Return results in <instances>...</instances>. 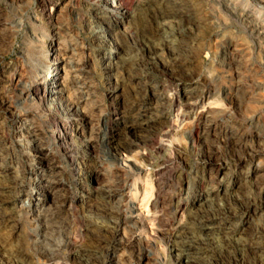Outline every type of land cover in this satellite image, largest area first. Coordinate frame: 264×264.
Here are the masks:
<instances>
[{
	"label": "rangeland",
	"instance_id": "rangeland-1",
	"mask_svg": "<svg viewBox=\"0 0 264 264\" xmlns=\"http://www.w3.org/2000/svg\"><path fill=\"white\" fill-rule=\"evenodd\" d=\"M127 1H131L132 17L113 19L119 22L114 28L122 48L119 54L105 47L114 38L101 35L98 48L84 30L83 19L92 15L104 16L103 12L115 6L111 2L101 4V7L96 0H0V110L6 108L14 114L11 120L5 119L0 112V172L11 165L12 177L16 178H5L0 174V264H15L18 259L24 260V264H76V258L66 255L67 238L71 253L94 255L100 264L110 255L115 256L114 264H175L174 253L170 251L172 243H167L160 233L167 234L178 227L188 234L194 233L195 225L189 222L188 214L194 207L210 204L203 194L210 185L220 193L227 188L231 197L246 200L251 205L247 216L222 218L216 223L230 226L238 223L236 228L243 225L245 234L252 233L253 236L258 231L262 234L257 236L262 237L260 241L264 243L263 191L258 187V178V182L253 180L255 175H259L260 180L264 176V54L260 52L261 49L264 51V37L260 39L259 47L257 37L247 25L225 10L227 1L254 8L260 13L264 27V0H172L168 5L184 14L187 11L193 22L192 26H181L182 34L176 32L177 24L169 20L162 24L158 18L160 6L157 3L160 0ZM132 31L135 35L131 37ZM53 46L75 54L70 71L65 62L52 61ZM174 54L179 57L174 58ZM225 56H228V62L221 65ZM114 63L115 70L106 68ZM78 65L83 66L82 71L74 72L73 68ZM53 70L56 72L54 77ZM51 82H56V86ZM84 83L86 85L82 87ZM34 86L39 91L30 95ZM59 89L64 90L63 101L51 108L50 99L55 95L51 92ZM227 92L230 94L224 97ZM193 96L197 101L190 109L179 105ZM113 111L117 115L114 119L120 118V125L115 127L112 145L124 136L122 130L126 126L143 116L163 122L156 131L152 129L145 133L143 144L134 146L129 153L115 154L113 147H105V150L100 145L106 133L105 125L113 122ZM78 113L87 115L92 128L91 133L84 129L79 143L90 140L97 146V156L101 157L99 172L94 173L96 184L105 185L113 181L115 175L126 183L122 191L116 192L108 201L105 199L106 204H94L118 214L124 207L122 201L133 195V205L140 208L144 217L142 224L119 228L117 218L109 219L101 211L92 212L80 202L79 197L84 193L75 182L72 183V175L64 163L65 156L56 144L59 134L66 131L79 134L73 129L79 123ZM195 113L206 116L204 119L212 122L216 134L226 131L236 135L244 131L249 138L248 145L255 152L252 162L239 163L238 158L243 157L241 150H229L218 139L210 138L213 158L222 163L226 176H217L212 183L203 185L202 190L197 187V180L208 175L199 169V156L204 149L198 142L191 144ZM166 117L170 120L168 124H165ZM197 127L205 128V122L201 120ZM189 131H192L191 139ZM32 132L36 135L34 139L29 137ZM74 145H78V141H74ZM38 147L52 161L54 173L61 172V182L70 184L71 203L67 212L66 208L57 211L53 208L52 203L61 192L53 190L55 194L52 192L51 195L54 197L34 195L33 176L28 174L24 183L20 179L22 173L17 170L22 166L33 169L35 163L31 159ZM161 160L178 165L172 169L170 177L169 174L162 177L155 174ZM245 175L248 176L246 182L236 187L235 181ZM175 181L180 183L179 188L175 191L166 189ZM18 186H22V196L17 200L13 195ZM198 191L203 195L193 202V194ZM157 198L163 204L153 210L151 206ZM219 202H212L215 208L221 206ZM52 210L60 217L62 228L49 229L45 245L40 237L43 226L35 212L40 211L44 216ZM133 216L135 213L130 214ZM65 224H70V228L66 229ZM99 226L107 227L108 231L118 230L122 235L116 236L114 245L102 247L95 242ZM107 236L111 240V235ZM135 240H139L138 244L133 242ZM221 244L219 238L214 239L217 250ZM42 253L48 256L46 260L41 257ZM253 263L259 264L258 259L248 261V264Z\"/></svg>",
	"mask_w": 264,
	"mask_h": 264
},
{
	"label": "bare ground",
	"instance_id": "bare-ground-1",
	"mask_svg": "<svg viewBox=\"0 0 264 264\" xmlns=\"http://www.w3.org/2000/svg\"><path fill=\"white\" fill-rule=\"evenodd\" d=\"M96 1H98L100 3V6H101V4L106 5L109 2L115 4V6H112L111 8H108L106 12H103L104 16L92 15L91 17L87 16L85 19H83L84 30H85L86 34L92 39L95 47H98V48H100V46H101L100 45L101 35L107 34V35L111 36L114 39L109 40V43L105 47L109 48L112 51V53H118L119 52V54H120V52H122V48H121L119 41L117 39L118 33H116L114 31L115 26H117V24H119V22H115L113 19L117 18L119 20H122L124 18L129 19L130 17H132L133 12L130 11V8L132 6L131 1H127V0H96ZM171 2H172V0H160V1H158L157 5L160 6V8L158 10L157 9L156 10L158 11L157 12L158 18H160V21L162 22V24H165L169 20V21L178 25V29L176 30V32L179 34L181 32V26L183 24H184V26H192L193 22L191 23L190 15L186 14L187 11L184 14L179 9L177 10L174 7H172V5L169 6L168 4ZM227 2L228 3H226V5H225L226 6L225 10L230 15H232L235 19H237L240 23L247 25V27L249 28V31L251 33H254L253 35H255L257 37L256 39L258 40V42H259L258 45L260 47V44H261L260 39H262L264 37V27L262 24L263 20L261 19L260 13L257 10H255L254 8L251 9V8H247V7H240V6L235 5L236 3L232 4L229 1H227ZM96 9L98 10L97 7L95 8V10ZM143 12H144V10H142V14H144ZM0 21H1V16H0ZM182 32H181V34H182ZM134 35H135V32L132 31L130 33V36L132 37ZM142 47H143V45H142ZM51 49L53 50V60L52 61L54 63H57V62L58 63L59 62L64 63L65 62L64 64H66V66H69L68 68L70 71V69L72 68V67H70V65L72 64V56H74L75 54H73L69 50H68L69 51V54H68V53H66L67 51L64 48L60 49L58 46L57 47L53 46ZM260 52H261V54L262 53L264 54V51H262V49ZM184 54H186V53H184ZM184 54H183V56H184ZM177 56H178L177 54H174V58H176ZM188 59L189 58H187L186 60H188ZM223 62H228V56H225L224 58L221 59V61H220L221 65L223 64ZM114 64L113 65H106V68H110V69L115 70L116 64L115 65ZM141 64H142V62H141ZM82 68H83L82 65L81 66L78 65V66H76V69L73 68V70H74V72H81ZM121 70H123V69H121ZM55 75H56V72H54V70H53V77ZM52 83L54 84V86H56V82H51V84ZM85 85L86 84L84 83V85H82V87H85ZM38 91H39V89L34 86V87H31L29 94L30 95H36ZM63 92H64V90H62V89L54 90L53 92H51V94L55 93V95L50 99L49 106L51 108L55 107L57 104L62 103L63 99L61 98V94ZM29 94H26V98H29L28 97ZM229 94H230V92L225 93L224 97H226V96L228 97ZM196 98L194 96L188 97L183 104H181V102L179 103V101H178V103L182 107H185L186 109H190L192 104H194L197 101ZM229 99L230 98H228V100ZM113 101H111L110 104H112ZM232 101H233V98L230 99V102H232ZM64 103H65V101H64ZM240 103H241V101H240ZM5 109L0 110V112L3 114V117L4 118L7 117V119H11V120L14 119V114H12V113L10 114V112L7 111L8 109L7 110H5ZM68 109L70 110V108H68ZM82 113H78V117H80L79 123L75 124V126L73 128L74 130H78V132H76V133H79V134H72V131L70 132V131L65 130L66 132H64L63 134H61V135L59 134V136H58L59 138L57 137L58 141L56 143L57 147L62 149V152L65 156L64 163L67 166V168L69 169V173H71V175H72V178H71L72 183L75 182L78 185L80 191L82 193H84L83 195H80V197H79L80 202L82 204H84L85 207L88 208L90 211H92V210L99 211V212L101 211V213L109 219L110 218H117L118 219L117 227H119V228L123 227L125 225H129V224H132L133 226L136 223L142 224L144 217L142 216L140 208H137L133 205V202L135 200V197L133 195H129L128 197L125 198V200L122 201V202H124V207L122 208V211L118 214H115L112 211L107 210L106 208L104 209V207H102V208L100 207V206H102L100 204L104 205L107 203V202L105 203L106 198L108 201V199H110L116 192L122 191L124 189V187L126 186L125 185L126 183L124 184V182L120 176L115 175L113 181H111L105 185L102 183L96 184V176L94 175V173L99 172V170H97V169L101 167L102 161H101V157L97 156V154H98L96 151L97 146H95L90 140H88L87 142H83L82 144L79 143V140H82V136H84V129H87L88 131L90 130V133H91V129H92L91 124L89 122V119L86 117L87 115L85 116ZM116 116H117L116 111H113V122L109 121L106 125L104 124L105 125V127H104L105 131L104 132H106V133L103 135V137L101 138V142H100L102 149H105V147L108 148L111 146L114 148L113 153H115V154L129 153L130 150L134 146H136L138 144H143L145 142V139H146V138L145 139L143 138L145 133L149 132L152 129L156 131L157 129H155V128L157 126H160V124L163 122L161 120V123L160 122L158 123L156 119H155L156 121H154V119L151 120L150 118L143 116L140 118V120L136 121L135 123H131L126 127L124 126L125 128L123 130H122V128H123L122 127L121 130L125 132L124 136L120 139L119 142H116L115 145H112L113 139L116 136V133H115L116 128L115 127L117 125H120V122H119L120 118L117 117V119H114V118H116ZM205 117L206 116H203V114H201V113H198V114L195 113L194 117H193L194 118L193 123H192L194 125V128L192 130L193 131V139L191 141V144L193 142H198L200 144L201 148L204 149L203 151H205V152L202 154V156H199L200 157L199 158V161H200L199 169H200L201 173H207V175H208L207 177L201 176L199 178V180H197L198 181L197 187L199 188V190H202V186L205 185L206 183H212V181H214L217 178V176H220V175H221V177L226 176L223 173L222 163L216 162L213 158V155L211 152V144L209 142L210 138L218 139V141L222 142L226 148H229V150H231V149H233V151L234 150H237V151L241 150L243 153V157L238 158L239 163L240 162L244 163V162H246V160L247 161L250 160V162H252L251 160H252V158H254V155H255V152H254L252 146L248 145L249 142H247L248 141L247 139H249V138L246 137L245 133H243L244 131L242 133L236 134V135H233L232 133L230 134L226 131H223L220 134H216L215 128L212 125V122L210 120L207 121L208 119L207 120L204 119ZM182 119H183V117H182ZM201 120H203V122H205V128H202V129L197 127L198 122H200ZM179 121L181 122V120H179ZM168 123H170V120H168V118H167L165 124H168ZM162 129H164V128H162ZM192 131H189V139L192 138V135H191ZM216 132H217V130H216ZM27 133L24 132V134H27ZM35 136L36 135L33 132L29 134V137H32L33 139ZM220 136L222 138H220ZM74 141H78V145L75 146ZM253 141H254V139H253ZM250 142H252V141H250ZM56 149H58V148H56ZM42 151H43V149L41 147H38L35 150L33 158L31 159L32 162H34L36 164V165L35 164L33 165V169H27V168H24V166H22L19 168V170H17V171H19V173L20 172L22 173V176L20 179L24 183L25 178H26V176H28V174L29 175L31 174L33 176L32 179L34 181V185H36L35 186L36 191H35L34 195L49 196V195L54 193L53 190H56V192L57 191L61 192V193H58V195H56L57 197L55 198V200L52 203L53 208L56 211H57V209H63L64 210L65 208H66L65 211L70 210L71 201L69 198L70 193L68 192V191H70V184L67 185L66 181H65V184H64V182H61V178H60L61 172L60 173H56V172L54 173L55 170L53 171L54 166L51 163L52 161L50 162V159H48L47 156L44 155V153ZM217 161H219V160H217ZM166 163L168 165H166ZM79 164H82V166L79 167L78 166ZM128 166H130V165H128ZM177 166L178 165H176V163H172L169 160H168V162L161 160V163L156 165V167H159V168H158V171H155L156 172L155 174L159 175L160 177H162L163 175L169 174L168 176L170 177V172L172 171V169L175 170L174 168ZM94 168H96V170H93ZM137 169L134 168L133 170L136 171ZM12 171H13L12 166L8 165L7 167H4L1 169L0 174L3 175V177H5V178L11 177L13 179H16V178L12 177L13 176ZM50 171L53 173L51 174ZM251 173L254 174L253 172H251ZM246 174H247V172H246ZM255 174H257V173H255ZM202 175H204V174H202ZM246 177H248V176L245 175V176H243V178H238L239 180L238 179L237 180L239 182L237 180L235 181V185H237L236 187H238L242 183H245ZM257 178H258V181H260L258 183L259 185L258 184L257 185L263 191V198L262 199L264 200V176L262 178L260 177L261 180L259 179V175L253 176V180H255V181H257L256 180ZM16 182L17 181H15L14 183H16ZM69 182H71V181H69ZM252 185H253V183H252ZM208 186H209V184H208ZM18 187H19V189H17L16 194L14 193L15 195H13L15 199L20 198L22 196L21 195L22 194L21 193L22 192V190H21L22 186H18ZM56 187H59V189L58 188L55 189ZM179 187H180V183H177L175 181V182H172L169 185H167L166 189H171L172 191L173 190L175 191ZM206 189L207 190H205V193H203V194L205 195L208 202H210V204L209 205L207 204V205H205V207H201V208L200 207L199 208L194 207V210L189 211L190 213L188 214L189 215V219H188L189 222H191L193 225H195V230H194V233L196 234L195 236L193 235L194 233H192V232L189 234L187 232H184L182 229H180V227L169 230V233H167V234H165V232L160 233L161 237L162 236L166 237L167 243H172L170 251L172 253H174V255L172 257L174 263L175 264H248V261H250V259L256 258V259H258L259 264H262L264 262L262 259V258H264V254H263L264 253V243H261L262 241H260V240H262V237L257 236V235H261L262 233H259L257 231L256 233H254V236H253V235H251L252 233L251 234L250 233L245 234V228L243 225H242V227L236 228L238 223H235V225H233V226L232 225L230 226L227 223L222 224V222H221L222 225L220 224V222L216 223V221H218V220L220 221L222 218H227L229 220V219H232L236 216L246 215V213H248L251 209L250 203L247 202L246 200H245L246 201L245 202L242 199H238L237 197H231L226 191L227 188L223 189L222 193L218 192V189L213 188L211 185L209 186V188H206ZM257 189H259V188H257ZM134 192H135V189H134ZM200 192L198 191V192L193 194V197H192L193 202L198 200L201 197V195H203ZM54 196H52V197H54ZM156 197H158V196H156ZM144 198L145 197L143 196L142 199H144ZM159 198L155 199V202L152 204L151 208L153 210H155L157 207H159V205L163 204ZM19 201H20V199H19ZM215 201L216 202L220 201L221 206L217 205V207L215 208V205L212 203ZM24 202L25 201H23V203ZM94 202H98L100 204L97 205V204H94ZM212 204H213V206H212ZM39 212L40 211H36L35 213H37V216L39 218L38 220L41 223V225L43 226V229L41 230L42 234L40 235V237H42L41 242L44 243L45 245H47L46 234L48 232H50L49 229L52 231L54 229L62 228L61 222H60L61 219L59 220L60 217L58 218L56 216V214L53 213L54 212L53 210L51 211V213H47L44 216H42ZM132 213H135V216L130 217V214H132ZM62 221H63V219H62ZM67 223H69V222H67ZM242 224H243V222H242ZM69 228H70V224L66 225V229H69ZM58 232H56V233H58ZM95 233L98 234V235L96 234L97 236H95L96 237L95 242L102 247L105 246V248H109L112 244L114 245V241L116 240V236L118 237V236L122 235L120 232H119L120 234L118 233V230L108 231L107 227L105 228L102 226L101 227L99 226L96 229ZM89 234H90V232H89ZM107 234L111 235V240L108 239L109 237L107 236ZM248 234H250V236H252V237H250V240L247 238ZM245 236H246V238H245ZM92 237H94V236H92ZM216 238H219L222 242L220 250H217L216 247L214 246V239H216ZM44 240H45V242H44ZM120 240L121 239L119 238L118 239L119 245L121 243ZM133 242L135 244L136 243L138 244L139 240H135ZM119 245H118V247H119ZM123 246H124V244H123ZM48 247H49V245H48ZM65 248L67 249L66 255L68 257H72L74 259L76 258V260H77L76 264H100V262L98 263V261L96 260V257L94 255L82 254L79 252H78L79 255H77L78 253L75 254L74 251H72V253H71L70 252V240H68V238H67L66 243H65ZM41 257L46 260V257H48V256H46V253H42ZM18 260L15 262V264H24V262H23L24 260H19V261ZM115 262H116L115 256L110 255V256H108L106 261H104L103 263L101 262V263L102 264H114Z\"/></svg>",
	"mask_w": 264,
	"mask_h": 264
}]
</instances>
